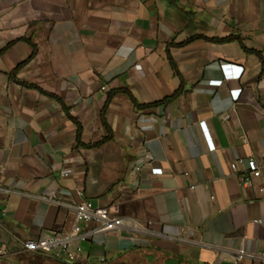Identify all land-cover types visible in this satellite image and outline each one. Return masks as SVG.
I'll return each instance as SVG.
<instances>
[{
  "label": "crops",
  "instance_id": "obj_1",
  "mask_svg": "<svg viewBox=\"0 0 264 264\" xmlns=\"http://www.w3.org/2000/svg\"><path fill=\"white\" fill-rule=\"evenodd\" d=\"M263 176L264 0H0V264L77 190L122 227L68 264H264Z\"/></svg>",
  "mask_w": 264,
  "mask_h": 264
},
{
  "label": "built area",
  "instance_id": "obj_2",
  "mask_svg": "<svg viewBox=\"0 0 264 264\" xmlns=\"http://www.w3.org/2000/svg\"><path fill=\"white\" fill-rule=\"evenodd\" d=\"M102 87L101 90H104ZM224 119L227 116L223 117ZM144 122L145 119L143 118ZM244 166L245 170L238 175V184L240 186H247L251 181L260 176L259 168L253 159L241 160L237 159L230 164V168L234 173H238L239 166ZM62 176H66L63 174ZM264 181V176L262 177ZM76 202H62L59 198L51 192L45 193L41 198L47 203L56 207L64 208L73 214L74 225L68 233L52 234L49 238L39 241H27L23 244L25 251H49L54 250V257L62 259L67 262H73L76 259L77 242H85L96 235L104 234L111 231H117L122 227V219L115 216L114 211L109 208L93 204L90 200L84 198L81 190H77ZM81 224H92L90 229H82ZM1 253V251H0ZM243 251H239L234 257V263L242 259ZM264 260V257H260Z\"/></svg>",
  "mask_w": 264,
  "mask_h": 264
},
{
  "label": "trees",
  "instance_id": "obj_3",
  "mask_svg": "<svg viewBox=\"0 0 264 264\" xmlns=\"http://www.w3.org/2000/svg\"><path fill=\"white\" fill-rule=\"evenodd\" d=\"M231 39H218V40H216V42H228V41H230ZM172 68H173V70H174V72L176 73V70L174 69V65H172ZM17 70V69H16ZM15 71V70H14ZM177 74V73H176ZM179 91L180 90H178V91H176V92H174L173 94H172V96H171V98H173V97H176L178 94H179ZM132 103L134 104V106L138 109V108H148V107H151V106H156L157 104H153V105H138L135 101H133L132 100ZM76 126H77V137H76V139L78 140L79 139V134H80V126H79V124L78 123H76ZM98 144H100V143H95V144H90V145H87L86 147L87 148H93V147H95V146H97ZM47 260H49L52 264H68L67 262H65V261H60V260H50V259H47ZM120 261L118 260L117 262H115V263H113V264H120L119 263Z\"/></svg>",
  "mask_w": 264,
  "mask_h": 264
}]
</instances>
